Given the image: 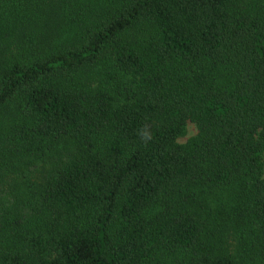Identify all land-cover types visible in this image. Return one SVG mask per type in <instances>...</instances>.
Here are the masks:
<instances>
[{
	"label": "trees",
	"instance_id": "16d2710c",
	"mask_svg": "<svg viewBox=\"0 0 264 264\" xmlns=\"http://www.w3.org/2000/svg\"><path fill=\"white\" fill-rule=\"evenodd\" d=\"M0 119V166L59 153L0 264H244L173 212L193 189L264 264V0H0Z\"/></svg>",
	"mask_w": 264,
	"mask_h": 264
},
{
	"label": "rangeland",
	"instance_id": "374dc122",
	"mask_svg": "<svg viewBox=\"0 0 264 264\" xmlns=\"http://www.w3.org/2000/svg\"><path fill=\"white\" fill-rule=\"evenodd\" d=\"M5 129L6 121L0 119V132H3ZM197 132L196 126L193 123H188L184 135L178 138L177 143L185 145L191 138L197 135ZM57 151H51L39 159H24L23 162L15 164H9L8 160H4L0 166V228H3L7 221H10L12 224L17 214H19L21 207L28 203V199L30 198L28 196L29 192L41 183L42 178L49 171L48 163L45 161L50 162L53 159L55 160L57 154L59 155ZM22 169H26V171L23 172ZM231 197V192L226 189L216 193L198 189L189 190L180 199V206L174 208L173 212H185L200 217L207 229L205 242H212L213 244V241H215L216 246L222 251L230 254L236 260L242 261L240 263L249 264L248 254L254 250V244L256 243L252 238L248 239L246 236L236 238L228 234L223 226L218 230L220 232L217 236L210 235L214 227L215 218L222 219L224 213L226 216L225 204L228 201L230 202ZM163 210V207L160 206L156 208L155 212L159 213ZM4 214L5 216L1 220V216ZM159 263L166 264L160 257Z\"/></svg>",
	"mask_w": 264,
	"mask_h": 264
},
{
	"label": "clouds",
	"instance_id": "9594fccd",
	"mask_svg": "<svg viewBox=\"0 0 264 264\" xmlns=\"http://www.w3.org/2000/svg\"><path fill=\"white\" fill-rule=\"evenodd\" d=\"M138 135L141 137V139L147 143L152 139L151 133L147 130V126H144L143 129L138 130Z\"/></svg>",
	"mask_w": 264,
	"mask_h": 264
}]
</instances>
